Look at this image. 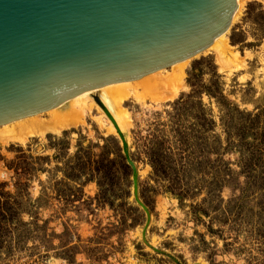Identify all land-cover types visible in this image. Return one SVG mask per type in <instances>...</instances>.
Instances as JSON below:
<instances>
[{
  "label": "rangeland",
  "instance_id": "374dc122",
  "mask_svg": "<svg viewBox=\"0 0 264 264\" xmlns=\"http://www.w3.org/2000/svg\"><path fill=\"white\" fill-rule=\"evenodd\" d=\"M241 1L237 62L201 53L172 99L127 98L137 174L95 109L0 143V264H264V0Z\"/></svg>",
  "mask_w": 264,
  "mask_h": 264
},
{
  "label": "water",
  "instance_id": "95a60500",
  "mask_svg": "<svg viewBox=\"0 0 264 264\" xmlns=\"http://www.w3.org/2000/svg\"><path fill=\"white\" fill-rule=\"evenodd\" d=\"M238 9L239 0H0V125L193 57Z\"/></svg>",
  "mask_w": 264,
  "mask_h": 264
},
{
  "label": "bare ground",
  "instance_id": "6f19581e",
  "mask_svg": "<svg viewBox=\"0 0 264 264\" xmlns=\"http://www.w3.org/2000/svg\"><path fill=\"white\" fill-rule=\"evenodd\" d=\"M241 2L239 0V9L233 20L240 14ZM229 30L217 37L201 53L213 51L222 63L224 60L227 62L232 58L237 62L240 55L238 52L231 51L228 40ZM191 58L174 63L170 67L158 69L135 80L119 81L89 89L48 110L0 125V143L19 142L25 144L31 137L46 136L48 133L61 134L65 130L84 124L86 116L91 115L94 109L99 113V116H94L97 122L102 127H106L108 132H117L118 129L122 132L123 126L130 122V113L124 106L127 98L133 95L141 100L149 98L155 102L172 99L185 85L184 70ZM231 65L234 66V64ZM102 93L108 95L111 100L109 104L100 96Z\"/></svg>",
  "mask_w": 264,
  "mask_h": 264
},
{
  "label": "trees",
  "instance_id": "16d2710c",
  "mask_svg": "<svg viewBox=\"0 0 264 264\" xmlns=\"http://www.w3.org/2000/svg\"><path fill=\"white\" fill-rule=\"evenodd\" d=\"M250 116V115H249ZM251 117V116H250Z\"/></svg>",
  "mask_w": 264,
  "mask_h": 264
}]
</instances>
